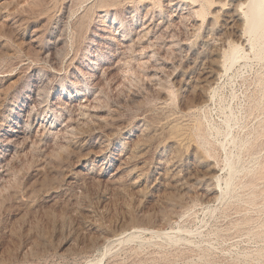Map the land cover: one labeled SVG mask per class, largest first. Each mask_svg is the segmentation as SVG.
<instances>
[{"label":"rangeland","instance_id":"obj_1","mask_svg":"<svg viewBox=\"0 0 264 264\" xmlns=\"http://www.w3.org/2000/svg\"><path fill=\"white\" fill-rule=\"evenodd\" d=\"M134 1L0 0V264H264V55L237 22L227 34L243 51L187 112L175 93L189 70L182 42L194 46L202 26L194 35L189 8L169 0ZM211 4L219 15L226 0ZM165 112L201 158L183 156L179 182L159 164L173 152ZM137 136L133 172L118 156ZM209 167L218 180L179 190Z\"/></svg>","mask_w":264,"mask_h":264},{"label":"bare ground","instance_id":"obj_2","mask_svg":"<svg viewBox=\"0 0 264 264\" xmlns=\"http://www.w3.org/2000/svg\"><path fill=\"white\" fill-rule=\"evenodd\" d=\"M129 2H132L134 0H128ZM144 0H141L143 2ZM105 2V1H104ZM103 2V3H104ZM136 2V1H134ZM159 2V1H158ZM212 0H169V2L166 4L169 6V8H189L188 12L186 14L188 15L189 21L193 23L191 26V31L194 32V35L196 31L201 28L203 29V36H201V39L199 42H197L194 46H190L187 41L182 42V46H184V49H186V66L188 67V71H183L181 73V78L178 81V86L175 92L177 97L181 99H186L184 101H190L188 100L190 96H198V99L196 101H190L184 102V108H187V112H189L194 106L196 105H204L206 103L207 99V93L208 91L212 88L214 85L217 76L224 71L227 70L228 66L232 65L233 63L236 62V60L239 58V53L240 51H243V49L236 44L231 43L229 39L230 33H228V30L230 31L231 29L236 27V23L238 22L239 25V40H243V38L246 36L247 37V42L249 45V48L254 50V48L257 47V55L260 58V56L264 55V0H226V4H224V7L221 6L220 8V13L217 15L215 14H210L209 10L207 12V9L209 5L211 4ZM102 3V2H101ZM65 4V3H64ZM128 4V3H127ZM212 5V4H211ZM153 6V5H152ZM155 6V5H154ZM68 7V6H67ZM159 7V6H158ZM157 7V8H158ZM161 7V6H160ZM152 8V7H151ZM156 8V6H155ZM210 8V7H209ZM154 9V8H153ZM68 10V9H67ZM63 11V10H62ZM66 11V10H65ZM182 14V13H181ZM185 14V15H186ZM70 15V14H69ZM152 16V15H151ZM182 16V15H181ZM61 17V16H60ZM66 20L70 17L68 15L65 16ZM64 17V18H65ZM68 17V18H67ZM200 19H197V18ZM184 18V17H183ZM185 19L186 16H185ZM182 20V18H181ZM184 20V19H183ZM202 20V22H201ZM63 21V20H62ZM188 21V20H187ZM199 21L198 25L194 24V22ZM59 22V21H58ZM204 22V24H203ZM55 23V22H54ZM188 23V22H187ZM63 24V23H62ZM65 24V23H64ZM63 24V25H64ZM62 25V26H63ZM171 28V27H170ZM164 30V29H163ZM166 30V29H165ZM190 32L192 35L193 33ZM228 33V34H227ZM190 34V35H191ZM234 34V33H232ZM231 35V34H230ZM143 36V35H142ZM186 40V39H185ZM57 41V39H56ZM60 41V40H59ZM183 41V40H182ZM179 46V45H178ZM254 52V51H253ZM255 54V53H254ZM262 58V57H261ZM120 64V63H119ZM85 77V76H84ZM155 78V77H154ZM156 80V79H154ZM163 80V79H162ZM166 80V79H165ZM159 81V80H158ZM152 82V81H150ZM157 82V81H156ZM160 82V81H159ZM162 82V81H161ZM160 82V83H161ZM164 82V81H163ZM166 82V81H165ZM159 83V84H160ZM152 84V83H151ZM157 84V83H154ZM162 84V83H161ZM87 85L90 89H92L93 84L91 82H87ZM97 85V84H96ZM95 85V86H96ZM158 86V84H157ZM161 86V85H160ZM164 86V85H162ZM161 86V87H162ZM171 86V85H170ZM215 86V85H214ZM213 86V87H214ZM155 87V86H152ZM161 87L157 89H161ZM166 89H168L166 86H164ZM41 88V87H40ZM45 88V87H44ZM163 88V89H165ZM94 89V88H93ZM152 89V88H151ZM162 89V90H163ZM38 90V89H37ZM40 90V89H39ZM156 90V89H155ZM153 88V91H155ZM44 91V90H43ZM159 90H156V92ZM161 91V90H160ZM159 91V92H160ZM164 91V90H163ZM37 92V91H36ZM155 92V93H156ZM158 93V92H157ZM162 93V92H161ZM164 93V92H163ZM169 93V90H168ZM166 94V93H165ZM164 96V94H163ZM166 97V96H165ZM48 98V97H47ZM170 98V97H169ZM173 98V97H172ZM32 105L30 106L31 111H35L37 113L42 111V108L47 105V100H45L43 94L41 91L37 92L36 95L32 98H29ZM157 100V97L156 99ZM161 100V99H160ZM163 100V99H162ZM159 101V100H158ZM167 101L168 98L164 99L161 102V109L167 106ZM180 101V100H179ZM82 102V101H81ZM157 102V101H156ZM160 102V101H159ZM44 103V105H43ZM158 103V102H157ZM196 105H193V104ZM56 104V102H55ZM91 104V103H90ZM186 104V105H185ZM57 105V104H56ZM160 105V103H159ZM179 105V104H178ZM156 106V105H155ZM173 106V104H172ZM171 106V107H172ZM80 109L86 111V113L90 112L89 108V103L87 100H83L82 104H80ZM176 107V106H175ZM179 109V106H177ZM176 107V108H177ZM183 107H181L183 109ZM154 108V107H153ZM173 108V107H172ZM175 108V109H176ZM96 108H93V110ZM156 109V108H155ZM166 108H164L165 110ZM177 109V110H178ZM78 110V111H79ZM92 110V113L94 112ZM97 110V109H96ZM99 110V109H98ZM163 110V113H164ZM168 110V109H167ZM166 110V111H167ZM174 110V109H173ZM184 110V109H183ZM182 110V111H183ZM193 110V109H192ZM30 111V110H28ZM27 111V112H28ZM155 111V110H153ZM170 111V110H169ZM176 111V110H175ZM180 111V109H179ZM194 111V110H193ZM75 112V111H74ZM158 112V111H157ZM173 112V111H172ZM185 112V111H184ZM192 112V111H191ZM25 113V112H24ZM29 113V112H28ZM76 113V112H75ZM83 113V112H82ZM81 113V114H82ZM91 113V112H90ZM99 113V112H98ZM162 113V112H161ZM169 113V112H167ZM178 113V112H176ZM182 113V112H181ZM193 113V112H192ZM74 114V113H73ZM166 114V112H165ZM171 114V113H170ZM173 114V113H172ZM171 114V115H172ZM189 114V113H188ZM187 114V115H188ZM23 115V114H22ZM26 115V114H25ZM80 115V114H79ZM169 116L166 114V122H168V127H166L167 131H169V138L168 141L171 143V146L173 147V152L171 153V156L168 159L160 160L159 164L161 166L162 174L163 177L170 180V181H175L179 182L178 180V168L179 166L183 163V156L192 154L193 159L197 162L201 158L198 156L196 151L192 150L191 143H194L193 141L189 143L190 141L184 136V131L182 132V129H180L176 124L173 125V123L170 122H175L177 120L176 117H173L175 115ZM81 116V115H80ZM87 116V114L85 115ZM85 116H83L85 118ZM165 117V115H163ZM177 116V115H176ZM179 116V115H178ZM185 116V115H184ZM27 117V116H26ZM77 117V116H76ZM93 117V116H92ZM161 117V115H160ZM181 118L184 119L183 116H180ZM179 117V118H180ZM67 118V117H66ZM162 118V117H161ZM193 118V117H192ZM26 119V118H25ZM78 119V118H77ZM81 119V118H80ZM83 119V118H82ZM90 119V117H89ZM187 119V118H186ZM22 120V119H21ZM84 120V119H83ZM91 120V119H90ZM96 120L98 122L101 120L100 117H96ZM76 121V120H75ZM74 121V122H75ZM78 121V120H77ZM88 121V119H87ZM92 121V120H91ZM106 121L102 120L103 124ZM159 121V120H158ZM164 121V120H163ZM54 122V121H53ZM67 124L72 123L71 118H68L65 120ZM101 122V124H102ZM142 122V121H141ZM178 122V121H177ZM180 122V121H179ZM194 121H192L193 123ZM196 122V121H195ZM194 122V123H195ZM78 123V122H77ZM82 123V122H81ZM91 123V122H89ZM95 123V122H94ZM100 123V122H99ZM98 123V124H99ZM157 123V122H156ZM161 123V121H160ZM188 123V121H186ZM190 123V120H189ZM191 123V124H192ZM25 124V123H24ZM23 124V125H24ZM79 124V123H78ZM84 124V123H82ZM88 124V123H85ZM84 124V126H85ZM92 124V123H91ZM96 124V123H95ZM100 124V125H101ZM107 124V123H105ZM144 124V123H143ZM179 124V123H178ZM28 125V124H27ZM65 125L64 123L62 124ZM94 125V124H93ZM182 125V123H181ZM184 125V124H183ZM102 126V125H101ZM142 126V125H141ZM146 126V125H145ZM154 126V125H153ZM156 126V125H155ZM164 126V125H163ZM166 126V125H165ZM201 126V125H200ZM81 127V126H80ZM83 127V126H82ZM99 127V125H98ZM107 127V126H104ZM159 127V126H158ZM162 127V124H161ZM185 127V125H184ZM188 127V125L186 126ZM191 127V126H190ZM193 127V126H192ZM23 128V127H21ZM26 128V127H25ZM25 128L24 130H20V133L24 136L25 135ZM77 128V127H75ZM148 128H151L148 126ZM69 129V127H68ZM78 129V128H77ZM105 129V128H104ZM111 129V128H110ZM116 129V128H115ZM154 129V128H153ZM152 129V130H153ZM156 129V128H155ZM164 128H161L163 130ZM190 129V128H189ZM188 129V130H189ZM118 130V129H117ZM146 128L141 129V133L145 132ZM149 130V129H148ZM147 130V131H148ZM158 130V128H157ZM114 131V130H113ZM112 131V132H113ZM166 131V129L164 130ZM61 132V131H60ZM94 132V131H93ZM111 132V131H110ZM116 132V130H115ZM151 133V131H149ZM171 132V133H170ZM36 133V132H35ZM50 133V132H49ZM140 133V134H141ZM153 133V132H152ZM159 133V132H158ZM162 134V132L160 131ZM39 134V133H38ZM37 134V135H38ZM41 134V133H40ZM113 134V133H112ZM145 134V133H143ZM141 134V136L143 135ZM157 134V133H155ZM165 134V133H164ZM166 134H168L166 132ZM165 134V135H166ZM17 135V134H16ZM36 135V134H35ZM43 136V134H41ZM108 135V134H107ZM119 135V134H118ZM147 135V134H146ZM32 136V135H31ZM34 136V135H33ZM32 136V137H33ZM157 136V135H156ZM167 136V135H166ZM191 136V135H190ZM198 136V135H197ZM200 136V135H199ZM110 137V135H109ZM108 137V138H109ZM24 138V137H23ZM28 136L26 137L25 140H27ZM40 138V136L38 137ZM103 138V137H102ZM106 138V137H105ZM107 138V139H108ZM192 138V136H191ZM21 139V138H20ZM166 139V138H165ZM10 140V139H9ZM8 140V141H9ZM24 140V139H22ZM21 140V141H22ZM143 138L141 139L140 137H135V140H130L129 142L126 143V151L124 154H121L119 157V164L122 168H130L133 172L136 168L135 164L140 158V151L141 148L143 147L144 142L142 141ZM193 140V139H192ZM33 141L30 139V142ZM38 141V140H37ZM102 141V140H101ZM166 141V140H165ZM166 141V142H168ZM11 142V141H10ZM14 142V141H13ZM25 142V141H24ZM29 142V143H30ZM143 142V143H142ZM8 143V142H7ZM17 143V142H16ZM26 143V142H25ZM107 141L103 140L99 144H97L93 151L91 152V157L93 160L96 159H102L105 156V150L107 146ZM22 144V143H21ZM195 147H197L195 145ZM194 149V147H193ZM119 155V154H118ZM117 157V158H118ZM116 158V157H115ZM142 158V157H141ZM200 158V159H199ZM91 160V159H90ZM143 160V159H142ZM141 160V162H142ZM202 161V160H201ZM207 161V160H206ZM102 164V163H101ZM118 164V165H119ZM146 165V164H145ZM144 166V165H143ZM139 167V166H138ZM118 168V167H117ZM142 168V167H141ZM121 169V168H120ZM181 169V168H180ZM207 169V168H206ZM215 168L209 167L207 174H198L197 172L191 174L189 176L188 181L181 183L179 185V190L181 192H186L189 193L188 191H195L196 189H201L203 186L208 185L207 182L212 181L213 178H218L215 175ZM119 171V170H118ZM207 171V170H206ZM180 173V172H178ZM161 174V173H160ZM114 175V174H113ZM189 175V174H188ZM110 176V175H109ZM112 176V175H111ZM180 176V175H179ZM181 177V176H180ZM184 179V178H183ZM186 179V178H185ZM184 179V180H185ZM167 180V181H168ZM215 180V179H214ZM218 180V179H217ZM216 180V181H217ZM172 183V182H171ZM212 183V182H211ZM177 185V184H176ZM212 186V185H211ZM206 188V187H205ZM177 189V188H176ZM209 189V188H208ZM207 191V190H205ZM205 193V192H204ZM210 193V192H209ZM182 194V193H181ZM183 195V194H182ZM185 195V194H184ZM187 195V194H186ZM181 198V196H180ZM183 199V198H182ZM176 200H179L177 198ZM175 200H173L174 202ZM169 202V201H168ZM172 202V203H173ZM178 202V201H177ZM171 203V202H169ZM181 203V202H178Z\"/></svg>","mask_w":264,"mask_h":264}]
</instances>
